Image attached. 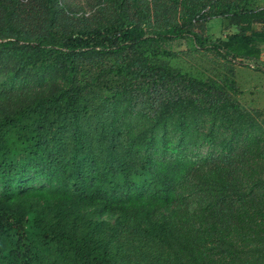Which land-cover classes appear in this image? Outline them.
Listing matches in <instances>:
<instances>
[{"label":"trees","instance_id":"trees-1","mask_svg":"<svg viewBox=\"0 0 264 264\" xmlns=\"http://www.w3.org/2000/svg\"><path fill=\"white\" fill-rule=\"evenodd\" d=\"M252 6L0 0V264H264V109L234 70L264 53ZM211 16L236 33L192 31ZM186 37L222 63L187 64Z\"/></svg>","mask_w":264,"mask_h":264},{"label":"rangeland","instance_id":"rangeland-1","mask_svg":"<svg viewBox=\"0 0 264 264\" xmlns=\"http://www.w3.org/2000/svg\"><path fill=\"white\" fill-rule=\"evenodd\" d=\"M255 8H264V0H253ZM252 6V7H253ZM192 31L200 37L207 38L210 41H225L231 34L236 33L234 28H227L224 20L218 16L206 18V21L195 26ZM172 49L175 52L183 53L182 59L193 66L204 63L210 65L213 61L222 63V60L215 56L213 52H208L199 57L198 54L190 49V39L188 37L173 42ZM191 52V53H190ZM199 59V60H198ZM245 65H234L235 78L240 90L239 100L241 105L249 110L264 109V61L254 63L244 60ZM209 150L202 147L197 150V155L206 157Z\"/></svg>","mask_w":264,"mask_h":264},{"label":"crops","instance_id":"crops-1","mask_svg":"<svg viewBox=\"0 0 264 264\" xmlns=\"http://www.w3.org/2000/svg\"><path fill=\"white\" fill-rule=\"evenodd\" d=\"M260 61H264V53L261 54Z\"/></svg>","mask_w":264,"mask_h":264}]
</instances>
